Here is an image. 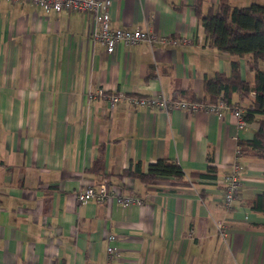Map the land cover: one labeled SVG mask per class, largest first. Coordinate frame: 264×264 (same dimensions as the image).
Returning a JSON list of instances; mask_svg holds the SVG:
<instances>
[{
  "label": "crops",
  "instance_id": "obj_1",
  "mask_svg": "<svg viewBox=\"0 0 264 264\" xmlns=\"http://www.w3.org/2000/svg\"><path fill=\"white\" fill-rule=\"evenodd\" d=\"M217 2L109 0L111 28L191 43L117 44L107 53L83 12L0 0V264H106L109 244L111 264H264V213L251 208L264 193V159L235 155L258 120L238 129L229 112L111 106L107 97H202L205 78L229 74L234 57L209 43L195 14ZM249 58L239 59L240 74L252 84ZM158 158L175 160L185 176L152 188L119 176ZM234 160L242 180L227 209L223 178ZM210 164L216 178L200 177ZM102 180L142 204L77 202L79 189Z\"/></svg>",
  "mask_w": 264,
  "mask_h": 264
},
{
  "label": "trees",
  "instance_id": "obj_2",
  "mask_svg": "<svg viewBox=\"0 0 264 264\" xmlns=\"http://www.w3.org/2000/svg\"><path fill=\"white\" fill-rule=\"evenodd\" d=\"M195 14L209 43L234 58L230 62L229 74L218 72L203 80L202 97L184 91L174 98L215 102L221 97L227 103L236 104L232 100V95L238 94L239 101L246 103L242 107L236 104L243 111V119L247 123L258 120V129L253 137L240 142L237 147L239 156L248 151L253 156L264 159V5L252 3L248 6H231L228 0H218L217 4L209 7L205 13L196 6ZM246 55L250 57L249 68L254 70L252 84L240 74L239 59ZM215 173L216 168L210 164L207 171L199 176L215 179ZM119 176L136 178L152 188L154 181L158 179H181L185 172L175 160L158 158L149 163L145 171L142 170L140 163H135ZM251 208L264 213V193L251 201Z\"/></svg>",
  "mask_w": 264,
  "mask_h": 264
},
{
  "label": "built area",
  "instance_id": "obj_3",
  "mask_svg": "<svg viewBox=\"0 0 264 264\" xmlns=\"http://www.w3.org/2000/svg\"><path fill=\"white\" fill-rule=\"evenodd\" d=\"M12 2H28L40 5L46 9H54L56 11H78L83 12L91 17L97 24V29L93 33L94 40L105 46L107 53L114 51L117 44L125 46L135 45L138 43H147L153 45L155 43L162 44H177L191 43L187 38L174 39L170 36H161L156 32L147 29L125 30L110 27V18L108 13L109 0H10ZM99 95H103V91H97ZM110 105L119 100H126L131 105L143 106L148 108H158L164 111L184 110L188 112H214L221 115L223 112H229L235 119V124L238 129L243 128L247 122L242 117V109L236 104L227 103L223 98H218L215 102L209 100H186L177 98H167L162 94L153 95H132L122 92L112 93L107 96ZM236 158L239 156V150H235ZM242 180V166L237 160H234L229 171L223 178L224 190L222 194V203L225 208H230L233 200L236 197L237 191ZM78 203H85L93 200L98 203H110L113 200L123 207L132 205H141L142 199L137 196L121 194L114 187H109L106 181L102 180L99 183L87 184L79 189L75 194ZM217 227L222 236H226L222 224L217 222ZM115 239V235L108 234L107 241L111 242ZM116 247L109 244L106 248L107 261L106 264H111V260L116 254Z\"/></svg>",
  "mask_w": 264,
  "mask_h": 264
}]
</instances>
